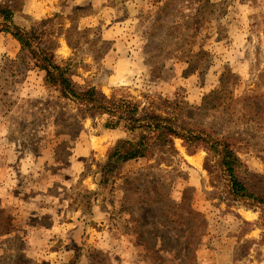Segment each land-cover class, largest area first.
<instances>
[{"label":"rangeland","instance_id":"1","mask_svg":"<svg viewBox=\"0 0 264 264\" xmlns=\"http://www.w3.org/2000/svg\"><path fill=\"white\" fill-rule=\"evenodd\" d=\"M4 3L19 9V26L45 32L43 45L71 64L78 87L163 108L176 101L192 114L190 106H202L223 82L228 115L210 110L194 119L223 135L238 131L240 155L264 175V118L241 117L250 110L242 98L264 109V0H206L187 56H174V24L184 21L182 12H196L197 0ZM42 77L20 43L0 31V264H264V208L231 201L222 183L211 186L204 150L193 164L175 139L178 154L131 161L114 183H102L108 150L128 133L87 117L75 137L59 135L54 121L76 114L73 104L32 122L34 105L57 100ZM63 140L69 155L59 156ZM184 195L205 219L188 249L189 214L179 222L174 215Z\"/></svg>","mask_w":264,"mask_h":264},{"label":"trees","instance_id":"2","mask_svg":"<svg viewBox=\"0 0 264 264\" xmlns=\"http://www.w3.org/2000/svg\"><path fill=\"white\" fill-rule=\"evenodd\" d=\"M197 2L200 6L192 16L182 12L184 21L174 24V56L179 53L187 56L193 52L192 39L199 34L200 26L196 19L201 15V7L206 6V0H197ZM18 10L14 4H0V31L10 33L20 43L21 52L29 54L32 67L43 73V83L47 90L57 92V100H49L44 104L40 102L41 106L34 105L30 109L36 116L32 122L38 120L43 124L52 117L49 108L56 110L59 115L60 110H67L73 104L77 109L76 114H70L64 123L63 120L54 121L61 126L57 129L59 135L75 137L80 131L81 120L87 117L105 118L106 128H121L128 133L127 137L118 139L108 150L102 167V183L110 181L114 183L119 169L131 161L152 160L157 156L165 161L168 157L178 154L174 141L181 139L191 155L199 150L206 152L203 168L210 176L211 186L218 187L222 183L231 201L241 202L250 208H264V175L253 172L240 155L239 146L242 139L238 131L223 135L220 129L206 127L194 119L199 113L210 110H213L215 115L228 113L229 107L220 103L222 96L228 92L223 82L219 88L205 97L202 106H190L194 110L191 111L192 114H189V105H182L176 101L170 102L163 108L154 101L144 103L127 93L117 95L114 92L111 96H107L97 86L91 84L78 87L72 79L71 64L59 61L54 48L43 45L45 32L35 28H25L15 22ZM242 99L250 110H246L241 117L249 116L246 121H257V123L264 118V109L257 107L261 105L260 103ZM262 106L264 107V104ZM253 107L255 111L251 110ZM186 113L190 115L188 118ZM228 122L234 120L229 119ZM249 136L257 137L253 133ZM32 142L33 147L37 148L33 137ZM67 144L68 142L64 140L57 144L55 151L59 156L69 155L66 151ZM187 202V197L184 195L182 200L176 203L174 215L179 222V219L184 218L185 213L189 214L187 226L192 229L189 234L183 231V236L187 234L185 245L188 249L193 243L198 228L205 225V219L202 213L192 209V204ZM261 225L264 228V223Z\"/></svg>","mask_w":264,"mask_h":264},{"label":"crops","instance_id":"3","mask_svg":"<svg viewBox=\"0 0 264 264\" xmlns=\"http://www.w3.org/2000/svg\"><path fill=\"white\" fill-rule=\"evenodd\" d=\"M189 158H194L196 164H198L202 160V154L198 153V154L190 155V156H188V160H189Z\"/></svg>","mask_w":264,"mask_h":264},{"label":"bare ground","instance_id":"4","mask_svg":"<svg viewBox=\"0 0 264 264\" xmlns=\"http://www.w3.org/2000/svg\"><path fill=\"white\" fill-rule=\"evenodd\" d=\"M190 162L193 164H196L195 159L194 158H189Z\"/></svg>","mask_w":264,"mask_h":264}]
</instances>
